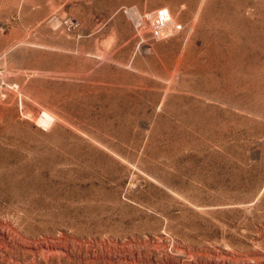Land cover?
I'll list each match as a JSON object with an SVG mask.
<instances>
[{
	"label": "rangeland",
	"instance_id": "obj_1",
	"mask_svg": "<svg viewBox=\"0 0 264 264\" xmlns=\"http://www.w3.org/2000/svg\"><path fill=\"white\" fill-rule=\"evenodd\" d=\"M0 264H264V0H0Z\"/></svg>",
	"mask_w": 264,
	"mask_h": 264
},
{
	"label": "bare ground",
	"instance_id": "obj_2",
	"mask_svg": "<svg viewBox=\"0 0 264 264\" xmlns=\"http://www.w3.org/2000/svg\"><path fill=\"white\" fill-rule=\"evenodd\" d=\"M160 10H164V9H159L158 11H160ZM158 11H156L152 16H150V18H151V20H153V23L152 24H154V22H156V16H157V14H158ZM168 12V11H167ZM171 19H170V15H169V13H168V21H167V23L165 24V25H163L162 26V28L160 29V31H159V33H158V35H162V34H165V33H167V25L169 24H171V21H170ZM168 25V26H169ZM171 30H176V28H173L172 27V29ZM170 30V31H171ZM169 33V32H168ZM50 114V113H49ZM49 114H47V113H44L41 117H40V119H39V121H40V123L42 124V125H47V123H49L50 122V120H51V118H50V115ZM44 128V127H43Z\"/></svg>",
	"mask_w": 264,
	"mask_h": 264
},
{
	"label": "built area",
	"instance_id": "obj_3",
	"mask_svg": "<svg viewBox=\"0 0 264 264\" xmlns=\"http://www.w3.org/2000/svg\"><path fill=\"white\" fill-rule=\"evenodd\" d=\"M168 21V12L166 9L158 11V14L156 16V22H154L153 27H155L154 32L155 35H158L160 29L163 25H165Z\"/></svg>",
	"mask_w": 264,
	"mask_h": 264
}]
</instances>
